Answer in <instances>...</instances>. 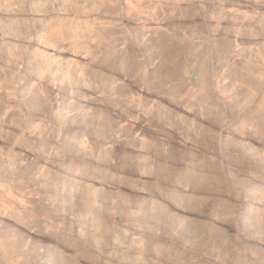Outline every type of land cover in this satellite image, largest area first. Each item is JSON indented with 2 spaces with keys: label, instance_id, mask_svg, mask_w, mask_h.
<instances>
[{
  "label": "rangeland",
  "instance_id": "374dc122",
  "mask_svg": "<svg viewBox=\"0 0 264 264\" xmlns=\"http://www.w3.org/2000/svg\"><path fill=\"white\" fill-rule=\"evenodd\" d=\"M0 264H264V0H0Z\"/></svg>",
  "mask_w": 264,
  "mask_h": 264
},
{
  "label": "bare ground",
  "instance_id": "6f19581e",
  "mask_svg": "<svg viewBox=\"0 0 264 264\" xmlns=\"http://www.w3.org/2000/svg\"><path fill=\"white\" fill-rule=\"evenodd\" d=\"M78 175V174H77Z\"/></svg>",
  "mask_w": 264,
  "mask_h": 264
}]
</instances>
